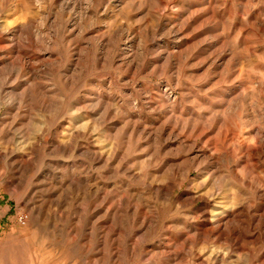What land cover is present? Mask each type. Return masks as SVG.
Wrapping results in <instances>:
<instances>
[{
    "label": "rangeland",
    "instance_id": "1",
    "mask_svg": "<svg viewBox=\"0 0 264 264\" xmlns=\"http://www.w3.org/2000/svg\"><path fill=\"white\" fill-rule=\"evenodd\" d=\"M0 264H264V0H0Z\"/></svg>",
    "mask_w": 264,
    "mask_h": 264
}]
</instances>
